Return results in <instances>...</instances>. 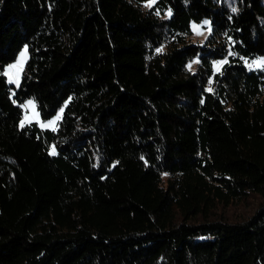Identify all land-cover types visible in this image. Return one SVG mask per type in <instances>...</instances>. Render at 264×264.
I'll return each mask as SVG.
<instances>
[{
	"label": "trees",
	"instance_id": "trees-1",
	"mask_svg": "<svg viewBox=\"0 0 264 264\" xmlns=\"http://www.w3.org/2000/svg\"><path fill=\"white\" fill-rule=\"evenodd\" d=\"M147 1L0 0V264H264V0Z\"/></svg>",
	"mask_w": 264,
	"mask_h": 264
},
{
	"label": "rangeland",
	"instance_id": "rangeland-1",
	"mask_svg": "<svg viewBox=\"0 0 264 264\" xmlns=\"http://www.w3.org/2000/svg\"><path fill=\"white\" fill-rule=\"evenodd\" d=\"M225 2H227L232 8H235V2L236 0H225ZM149 3V1L144 3V7L148 8L149 6H147ZM205 21H207L208 23H205ZM192 32L189 35L188 39H190L192 42L195 43H203L207 37V35L209 34L210 30H211V25L209 24V19H205L204 21L200 22V23H192ZM24 47L16 56L15 60L10 63L8 66H6L5 69V73H7L9 81L12 80L13 82H10L12 84H16L15 80L18 77V81L20 82L21 76H22V70L24 68V65L27 61V55H28V51L26 52V58L23 60L22 63V67H19L15 70H13L11 73L9 72V69L12 65H15L18 63V61L21 60V53L25 51ZM27 49V48H26ZM264 59V56H258L252 59H245L246 64L252 65L254 61H260ZM219 62H223L221 63V66L226 62V59H220V60H215L213 63V67L214 70L217 71L216 69V65ZM189 65H191V70L192 71H196L197 70V65H198V58H194L193 60L188 62V68ZM220 66V69H221ZM251 68H255V66L251 67ZM220 71V70H219ZM212 82V80H210ZM18 82V84H19ZM31 102V104L29 103ZM32 105H34V109L32 107ZM57 115H60L61 117V109L57 111ZM57 115L49 118V119H42L41 115H39V111L37 109L36 106V102L32 99L29 98L28 100H26L25 105H24V112H23V118L21 120L25 121V118L28 117V122L29 121H36L39 126L41 128H52V129H56L57 123L58 121H56L55 125H49L50 121L55 120V118L57 117ZM20 122V123H21ZM25 122V123H28ZM24 123V124H25ZM54 149V145H51V152H53ZM261 203H264V198L261 194L258 193H249L248 195H246L243 199L241 200H237V201H233L230 203V205L228 206H223V205H218L216 207V215L220 216L221 218L231 222V221H240V220H244L246 217H248L249 215H251V213H253L256 209H258L259 205ZM201 216L198 215L196 217V219H199Z\"/></svg>",
	"mask_w": 264,
	"mask_h": 264
},
{
	"label": "snow or ice",
	"instance_id": "snow-or-ice-1",
	"mask_svg": "<svg viewBox=\"0 0 264 264\" xmlns=\"http://www.w3.org/2000/svg\"><path fill=\"white\" fill-rule=\"evenodd\" d=\"M154 3H155V0H149V3H148L147 6L151 7L152 4H154ZM232 11H233V12H236L237 9H236V8H232ZM157 14H159V13H157ZM168 15H171V12H170V11H169ZM205 23H208V22L205 21ZM26 52H27V49L25 48V51L21 53V60L18 61L17 64L12 65V66L10 67V69H9V72H10V73H11L13 70L17 69V68L22 67L23 60L26 58ZM221 63H223V62H219V63H217V65H216V69H217V71L220 70ZM253 66H255V67H262V66H264V59H262V60H260V61H254L252 65H249V67H253ZM189 68H191V65H189ZM10 82H13V81L10 80ZM15 82L18 84V82H19V81H18V77H17V79L15 80ZM209 90H211V89H209ZM29 103L31 104V102H29ZM32 107H33V109H34L35 106L32 105ZM61 112H63V109H61ZM60 118H61L60 115H57V117L55 118V120L49 122V125H50V126H51V125H55L56 121H58ZM25 122H28V117L25 118V121H22V122H21V126H22V127H23V125H24ZM52 154H53V155L55 154V149H53Z\"/></svg>",
	"mask_w": 264,
	"mask_h": 264
}]
</instances>
